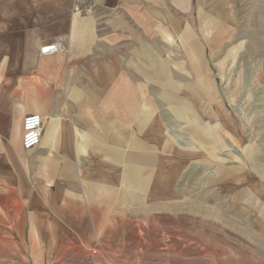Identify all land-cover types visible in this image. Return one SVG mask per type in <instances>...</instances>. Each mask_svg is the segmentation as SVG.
I'll return each instance as SVG.
<instances>
[{"label":"crops","instance_id":"1","mask_svg":"<svg viewBox=\"0 0 264 264\" xmlns=\"http://www.w3.org/2000/svg\"><path fill=\"white\" fill-rule=\"evenodd\" d=\"M202 1L85 0L94 5L86 14L74 11L76 0H0V190L16 192L17 223H28L33 240L83 249L101 241L114 251L128 215L159 200L161 183L177 181L181 138L169 126L181 115L175 95L160 92L169 89L161 78L173 71L178 89L181 78L203 76L190 26ZM56 41L60 52L40 54ZM178 42L197 59L191 74L168 64ZM191 93L188 129L193 142L209 141L199 126L202 92ZM163 99L172 113L162 114ZM27 114L44 118L41 144L29 152L22 148Z\"/></svg>","mask_w":264,"mask_h":264},{"label":"rangeland","instance_id":"2","mask_svg":"<svg viewBox=\"0 0 264 264\" xmlns=\"http://www.w3.org/2000/svg\"><path fill=\"white\" fill-rule=\"evenodd\" d=\"M231 1L206 0L190 21L199 35L203 76L181 78L178 89L169 81L173 71L161 78L169 89L159 91L175 95L181 115L169 126L175 129L171 136L181 138L175 144L178 179L161 183L159 200L128 215L123 237L110 246L114 251L103 243L117 264H264V174L255 165L264 166V0ZM176 50L167 55L169 66H184L191 74L197 59L185 53L183 43ZM191 89L202 92L201 113L211 108L199 119L201 135L209 141L193 142L188 129ZM163 101L162 114L172 113L174 107ZM16 205L15 191L0 190V264H109L103 254L92 255L94 247L33 240L28 223H17Z\"/></svg>","mask_w":264,"mask_h":264},{"label":"built area","instance_id":"3","mask_svg":"<svg viewBox=\"0 0 264 264\" xmlns=\"http://www.w3.org/2000/svg\"><path fill=\"white\" fill-rule=\"evenodd\" d=\"M85 0H76L74 11L86 14H92L94 11V5L84 2ZM63 49L61 42H53L51 44L44 45L40 48V54L48 57L52 56ZM22 148L25 152L34 150L41 144L43 130H44V118L40 114H27L23 119L22 124ZM92 251V255L103 254L109 264H117L114 258L111 256L108 248L98 241L95 248Z\"/></svg>","mask_w":264,"mask_h":264}]
</instances>
